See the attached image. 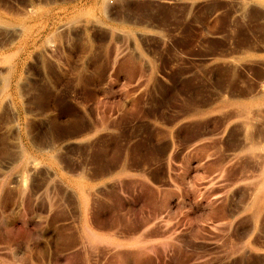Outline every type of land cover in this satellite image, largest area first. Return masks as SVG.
<instances>
[{
	"label": "rangeland",
	"instance_id": "1",
	"mask_svg": "<svg viewBox=\"0 0 264 264\" xmlns=\"http://www.w3.org/2000/svg\"><path fill=\"white\" fill-rule=\"evenodd\" d=\"M246 1L0 0V264H264Z\"/></svg>",
	"mask_w": 264,
	"mask_h": 264
},
{
	"label": "bare ground",
	"instance_id": "2",
	"mask_svg": "<svg viewBox=\"0 0 264 264\" xmlns=\"http://www.w3.org/2000/svg\"><path fill=\"white\" fill-rule=\"evenodd\" d=\"M104 1H105V0H104ZM256 1H257V0H256ZM259 1H260V0H259ZM261 1L263 2V0H261ZM251 2H252V1H251ZM251 2L249 3V1L247 2L246 0H242V3H243L244 5H245V4H248V3L251 4ZM262 2H260V3H261L260 5H261L262 7L259 5V7H261V9L264 8V4H263ZM256 6H257V5H256ZM263 10H264V9H263ZM2 19H3V17H2ZM243 52H245V54H246L247 56H248L249 54H251V52H250L249 50H247V51H243ZM252 55H253V54H252ZM252 55H251V56H252ZM9 81H10V80H8V82H9ZM8 82H7L5 85H7ZM6 87H7V86H6ZM4 89H5V88H4ZM245 109H246V107H245ZM254 143H255V142H254ZM259 143H260V142H259ZM259 143H258V144H259ZM258 144H256V145H255V144H252V145H253V146L255 145L254 147H258V146H259V147H261V148L264 150V144H262V145H261V144L258 145ZM257 145H258V146H257ZM261 193H262V192H261Z\"/></svg>",
	"mask_w": 264,
	"mask_h": 264
}]
</instances>
